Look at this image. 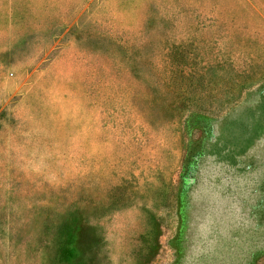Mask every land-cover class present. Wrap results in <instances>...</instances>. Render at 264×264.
Listing matches in <instances>:
<instances>
[{
    "label": "rangeland",
    "instance_id": "obj_1",
    "mask_svg": "<svg viewBox=\"0 0 264 264\" xmlns=\"http://www.w3.org/2000/svg\"><path fill=\"white\" fill-rule=\"evenodd\" d=\"M0 264H264V0H0Z\"/></svg>",
    "mask_w": 264,
    "mask_h": 264
}]
</instances>
